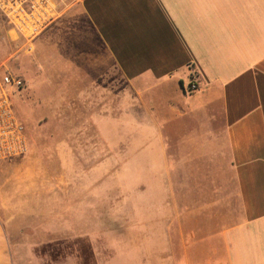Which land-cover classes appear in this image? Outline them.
<instances>
[{
	"label": "crops",
	"instance_id": "1",
	"mask_svg": "<svg viewBox=\"0 0 264 264\" xmlns=\"http://www.w3.org/2000/svg\"><path fill=\"white\" fill-rule=\"evenodd\" d=\"M54 1L63 174L1 175L0 264H264V0Z\"/></svg>",
	"mask_w": 264,
	"mask_h": 264
},
{
	"label": "rangeland",
	"instance_id": "2",
	"mask_svg": "<svg viewBox=\"0 0 264 264\" xmlns=\"http://www.w3.org/2000/svg\"><path fill=\"white\" fill-rule=\"evenodd\" d=\"M22 46V38L0 14V75L9 71L27 81L24 88L14 92L13 99L16 111L27 129L29 150L27 153L8 159L0 165V177L7 175L23 178H20L17 184H10L12 189L9 190L20 193L28 190V186L32 191L42 190L48 184L44 182L48 176L63 174L60 165L63 151L61 148L60 151H55L63 142V122L61 119L46 116L45 103L42 101L46 86L41 81V79L45 80V77H42V73L39 71L26 70L27 58L31 60V56L22 54L24 52ZM25 98L33 99L32 103H29L30 101ZM59 153L60 156L57 155ZM79 153V151H75L76 158L80 155ZM109 153L110 151L107 150L103 152L104 156ZM29 176L33 178L32 181L30 183L23 182V180L26 181L24 178ZM50 185L52 184L50 183ZM17 211L26 219H31L30 221L33 218H38V216L29 213L27 209L18 208Z\"/></svg>",
	"mask_w": 264,
	"mask_h": 264
},
{
	"label": "built area",
	"instance_id": "3",
	"mask_svg": "<svg viewBox=\"0 0 264 264\" xmlns=\"http://www.w3.org/2000/svg\"><path fill=\"white\" fill-rule=\"evenodd\" d=\"M0 14L27 42L41 35L60 16L54 0H0ZM26 82L9 71L0 75V165L29 150L27 129L13 99L14 92L24 88ZM189 88L194 91L198 85L192 82Z\"/></svg>",
	"mask_w": 264,
	"mask_h": 264
}]
</instances>
